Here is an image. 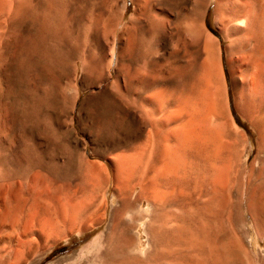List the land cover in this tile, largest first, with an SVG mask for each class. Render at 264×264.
Wrapping results in <instances>:
<instances>
[{"label":"rangeland","instance_id":"rangeland-1","mask_svg":"<svg viewBox=\"0 0 264 264\" xmlns=\"http://www.w3.org/2000/svg\"><path fill=\"white\" fill-rule=\"evenodd\" d=\"M13 1L4 0L7 6ZM99 1L80 0L79 5L91 18V9ZM229 1L206 0L204 29L215 49L210 47L209 54L203 49L194 67L178 73L171 86L174 97L179 94L184 103L195 104L197 117L210 126L205 149L194 152V148L183 146L178 152L184 166L191 161L195 164L190 174L196 177L197 186L192 178L186 187L162 188L163 206L159 200L147 199L152 198L148 187L133 188L131 184L122 191L112 183L109 188L99 187L98 197L106 202L99 216L86 219L80 232L67 231L50 240L32 264H55L64 256L68 259L62 262L83 260L93 253L91 249H104L107 236L114 238L122 231L138 264H264V0H258V27L246 30L236 28L245 25V18L240 16L242 0ZM56 2L65 15L67 0ZM128 4L125 22L133 12L132 3ZM0 7V153L10 156L11 150L18 149L33 161L42 155L46 164L33 162V168L54 185H62L77 196L84 194L86 199L93 180L90 163L98 162L103 177L113 181L121 178L133 161L132 166L143 168L150 126L126 112L115 88L106 86L97 91L84 78L81 65L75 68L69 63L66 21L62 39L58 41V33L54 34L55 18L62 15L61 11L57 9L61 14L56 15L39 4L36 24L11 29L3 26V0ZM221 16L232 20L221 23ZM113 17L116 26L115 12ZM87 25L81 26L78 45L86 42ZM179 27H185L183 22ZM146 51L150 52L147 46ZM144 61L146 65L132 61L133 69L153 74L154 62L149 58ZM205 65L210 66V76ZM255 71L256 80L248 87L241 75L249 78ZM161 85L156 82L150 89H138L147 93L167 87ZM221 93L224 109L219 102L211 103V94L218 99ZM188 116L185 113L183 120ZM173 122L166 121L165 126L173 128ZM171 135L169 131L168 145L175 141ZM11 169L10 164L0 166V179L3 172L11 176ZM97 237L103 240L100 245L94 244ZM139 250L144 251L142 255Z\"/></svg>","mask_w":264,"mask_h":264},{"label":"bare ground","instance_id":"bare-ground-1","mask_svg":"<svg viewBox=\"0 0 264 264\" xmlns=\"http://www.w3.org/2000/svg\"><path fill=\"white\" fill-rule=\"evenodd\" d=\"M56 1L14 0L7 6L3 0V26L16 29L24 24H36V18H38L36 12L39 4L45 6L50 13L59 15L62 10L56 7ZM79 1L67 0L66 14L62 13L58 18H55L56 33L54 31V34L58 33L57 38L60 37L58 41L62 39V32H64L62 25L66 21L65 41H68L69 44L66 58L69 63H72L75 68L79 63L84 78L88 79L97 91H101L106 86L115 88V93L118 94V99L123 102L126 112L132 114L142 125L150 126L148 158L145 164L143 163V168L139 167V164L132 166L133 161L131 166L124 170L123 176L115 177L114 181L103 177V170L98 162L90 163L89 169L93 180H91V194L86 199L84 194L77 196L76 193L71 194L64 189L62 185H54L51 179L34 169L33 162L39 166L46 164V158L42 155L33 161L24 157L18 149L11 150L10 156L0 153V166L7 167L9 164L12 166L11 176H7V172H3V180L0 179V264H32L35 257L46 248L50 240L64 236L67 231L80 232L86 219L98 217L99 212L105 208V200L98 197L99 187L109 188L111 183L120 191L131 184L130 187L133 186V188L136 186L148 187L152 190V198L147 197V199L149 201L159 200L160 205L163 206L165 193L161 190L162 188L186 187L190 185L189 182L193 178L191 174L195 164L191 161L184 166L178 152L183 146L188 149L194 148V152L200 148L205 149L210 139L208 134L210 126L206 124L205 120L197 117L196 105L190 104L189 106L187 102L184 103L185 100L183 101L179 94L174 97L175 92L171 89L176 75L193 68L203 49H206L209 54L212 50L210 47L214 48V41L204 29L206 0H185L183 3L179 0H100L92 7L91 18L82 10ZM129 2L133 5V12L125 22L123 19L129 10ZM240 4V8H242L240 16L245 18V25L236 28L246 30L249 26L252 28L257 26L258 16H260L257 13L258 0H242ZM57 9L61 13L57 14ZM1 10L0 7V12H2ZM114 12L117 14L116 26H114ZM104 14L105 16H103ZM220 20L223 23L227 19ZM231 20L230 17L227 22ZM236 20L238 21V19ZM181 22L185 27H179ZM84 24H88L86 42L83 45H78L77 42L82 36L81 26ZM173 40H175L174 45L171 44ZM146 46L150 52L146 51ZM157 52L159 54L155 56ZM146 58L154 62L152 65L153 74L145 73L139 69L135 70L132 67V61H143L145 64ZM205 67L206 71L210 72V76V66L205 65ZM202 68L204 69V66ZM111 71H113V75H111ZM248 71L250 72V70ZM241 77L243 83L249 87L254 84L257 72L255 71L249 78L242 75ZM156 82L168 88L147 93L140 89H150ZM138 87L140 88L138 89ZM176 88L178 89V87ZM246 89L248 90V88ZM222 90L221 88V92ZM213 95L215 96V94H211L213 98L211 103L219 102L220 107L224 109L222 93L217 96L218 99ZM126 97L130 100H127ZM207 104L209 103H206L205 106ZM204 108H207L210 113L208 107ZM185 113L189 116L183 120ZM166 121H174L173 123L176 122V125L169 128L170 126H165L167 125ZM169 131L175 139L172 145H168L167 142ZM117 164L120 171L122 164L120 161ZM195 179L193 178L192 181L196 185L197 179ZM106 240L107 246L104 249H91L90 252L93 253L90 256L87 255L83 260L81 258L62 262L68 259L64 256L55 264H88L90 261H96L95 264L139 263L138 257L130 254L133 248L123 231L114 238L107 236ZM102 241V238L97 237L94 244L100 245ZM138 252L139 255H142L144 251L139 250Z\"/></svg>","mask_w":264,"mask_h":264}]
</instances>
